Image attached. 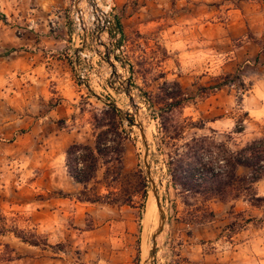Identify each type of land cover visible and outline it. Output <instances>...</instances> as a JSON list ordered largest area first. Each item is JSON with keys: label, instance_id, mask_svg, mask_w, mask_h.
I'll list each match as a JSON object with an SVG mask.
<instances>
[{"label": "rangeland", "instance_id": "rangeland-1", "mask_svg": "<svg viewBox=\"0 0 264 264\" xmlns=\"http://www.w3.org/2000/svg\"><path fill=\"white\" fill-rule=\"evenodd\" d=\"M42 1V13L33 10ZM79 6L75 0H0L5 16L0 15V224L35 232L48 242L33 250L14 232L1 234L0 264H83V232L94 221L116 215L136 224L133 262L144 264L146 239L150 246L156 227L145 228L152 194L147 181L144 200L138 178L142 170L147 179L137 125H128L125 118L119 122L128 175L113 185L127 202H99L91 210L79 206L82 186L66 167L71 143H94V116L108 107L103 99L116 102L138 122L127 90L148 127L150 161L166 208L156 264H181L173 231L183 227L190 235L193 226L209 221L211 264H264V178L256 183L263 197L257 205L244 197L206 200L174 184L167 166L169 156L186 151L185 143L193 138L204 146L201 163L211 167V135L237 149L264 134V117H251L243 102L264 79V0H80ZM105 15L112 20L108 28ZM63 28L66 45L58 52L66 61L56 67L71 94L61 96L52 88L45 106L17 111L6 105L2 91L21 86L23 71L13 72L4 54L29 32L37 37L27 40L46 43L61 36ZM177 100L182 103L173 106ZM39 116L45 117L37 123ZM21 118L23 123H10ZM163 121L169 132L163 133ZM237 123H244L240 133L234 131ZM202 164L195 166L197 177L205 171ZM95 185L105 191L95 181L89 187Z\"/></svg>", "mask_w": 264, "mask_h": 264}, {"label": "trees", "instance_id": "trees-1", "mask_svg": "<svg viewBox=\"0 0 264 264\" xmlns=\"http://www.w3.org/2000/svg\"><path fill=\"white\" fill-rule=\"evenodd\" d=\"M0 15L5 17L2 13ZM170 97L175 98L176 94ZM181 103L182 101L177 100L172 105L179 106ZM127 116L134 121L129 113ZM94 117V143L73 142L67 147L65 151L67 171L75 182L82 185V189L77 193L80 201L125 203L128 199L121 200L119 197L123 191L121 192L117 186L113 185L128 175L124 165L125 145L120 130L122 123H119L123 117L112 105H108ZM132 124L128 123V125ZM161 126L163 133L169 132L167 123L163 121ZM243 130L244 123H237L234 131L240 133ZM180 134L181 132H176V135ZM197 142L201 143L193 138L191 142L185 143L186 151L176 156H169L167 166L174 184L180 183L185 190H189L194 195H200L206 200L217 198L228 202L244 197L253 205H257L259 200L263 199L257 195L256 183L264 178V134L247 141L237 149L231 148L226 142L216 140L211 135V167L201 163L203 156L201 149L204 146H197ZM199 163L205 171L200 172V176L197 177L198 169L195 166ZM102 169H104L103 177L98 179ZM240 169H244V172L240 173ZM138 178L142 183V196L146 200L148 184L142 170ZM93 181L105 187V191L103 192L97 185L89 187ZM210 216L214 217L213 211ZM10 231L31 245H48V242L45 239L41 241L40 235L35 232L11 229L6 224H0V235Z\"/></svg>", "mask_w": 264, "mask_h": 264}, {"label": "crops", "instance_id": "crops-1", "mask_svg": "<svg viewBox=\"0 0 264 264\" xmlns=\"http://www.w3.org/2000/svg\"><path fill=\"white\" fill-rule=\"evenodd\" d=\"M43 6L44 2L42 1L39 3V7L33 8V10L42 13ZM66 33L67 29L63 28L61 36L56 37L53 42L47 41L46 43L33 41L37 34L32 32L28 33L30 36L18 37L16 41L18 45H13L15 49L4 55L10 58L13 64L11 69L13 72L23 71V83L17 88L7 87L6 91H2L6 105L12 104V108L17 111L39 104L45 106L54 94L52 88H55V91L61 96L71 94L69 85L65 83L64 74L56 67L60 68L62 63L66 61L58 52L66 45ZM26 37L33 40H27ZM243 102L251 117H264V79L257 81L255 88L250 89V93L245 96ZM63 103H66V100H63ZM62 107L63 105L52 108L50 112H46L44 115L49 117ZM45 116H39L37 123ZM219 119L216 118L209 123H216ZM23 120L21 118L18 122L11 121L10 123H23ZM98 203L78 201L79 206L88 210L96 208ZM86 204H89L87 208L85 207ZM115 217L104 219L102 222L95 223L94 221V225L83 232L82 240H85L86 247L82 255L83 264H134L137 239L136 224L134 221L129 222L118 215ZM40 229L41 225L39 224L38 230ZM213 234L211 221L203 225L193 226L190 235L183 227H180L178 231H173L171 238L180 242L181 264H211V236ZM201 240L206 242H201ZM207 245L209 246L207 247ZM36 247L32 245L33 250H36ZM47 264L53 263L49 260Z\"/></svg>", "mask_w": 264, "mask_h": 264}, {"label": "water", "instance_id": "water-1", "mask_svg": "<svg viewBox=\"0 0 264 264\" xmlns=\"http://www.w3.org/2000/svg\"><path fill=\"white\" fill-rule=\"evenodd\" d=\"M80 0H75V7L77 10H80L79 6ZM87 39V32L85 31V40ZM79 54V49H77L76 56ZM79 68L77 67V70ZM127 93L130 96V99L133 101V95L129 90H127ZM108 105H112L115 108H117L122 117L127 119L129 122L133 123L134 125H139L140 127V136H141V143H142V159H143V164L145 166V172L147 175V181L149 184L150 192L152 195L156 197L157 201V210H156V215L158 217V224L156 228L153 231L152 237H151V243L148 248L147 252V257L146 260L144 261V264H146L148 261H150V264H156V258H157V246H158V237L162 233L164 226L167 221V214H166V208L161 196V190L157 184V181L155 179L151 161H150V143H149V138L147 135V129L141 122H134L128 118V116L123 112V109L114 101H108L103 99ZM134 105L137 107L138 104L134 102ZM139 110V107H138ZM137 115V113H136Z\"/></svg>", "mask_w": 264, "mask_h": 264}, {"label": "bare ground", "instance_id": "bare-ground-1", "mask_svg": "<svg viewBox=\"0 0 264 264\" xmlns=\"http://www.w3.org/2000/svg\"><path fill=\"white\" fill-rule=\"evenodd\" d=\"M133 100H135V99H133ZM132 104L134 105L133 101H132ZM133 110H135V112L137 113V118H138L137 121H139L140 123L142 122L143 125L146 127L147 135H148V127H147L146 121L144 119V116H143L141 110H138V107H136L135 105L133 107ZM137 127H138V131H139V129H140L139 125H137ZM149 198L150 199L148 201L147 211H146V222H145L146 231H149L151 229L150 226L156 227L158 224V217L156 215V210H157L156 197L154 195H150ZM145 234H146V232H145ZM148 248H149V244H148V238H147L146 243H145V251L147 250V252H148ZM146 264H150V261H148Z\"/></svg>", "mask_w": 264, "mask_h": 264}, {"label": "built area", "instance_id": "built-area-1", "mask_svg": "<svg viewBox=\"0 0 264 264\" xmlns=\"http://www.w3.org/2000/svg\"><path fill=\"white\" fill-rule=\"evenodd\" d=\"M102 22H103V24L105 23L104 26H105L106 28H108V27L112 24V20L110 19L109 16H106V15H105V18L102 19Z\"/></svg>", "mask_w": 264, "mask_h": 264}]
</instances>
